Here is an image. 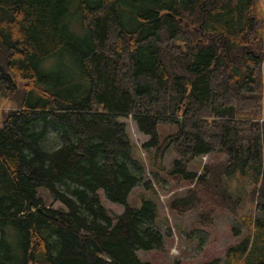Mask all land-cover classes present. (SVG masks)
<instances>
[{
    "label": "trees",
    "instance_id": "obj_1",
    "mask_svg": "<svg viewBox=\"0 0 264 264\" xmlns=\"http://www.w3.org/2000/svg\"><path fill=\"white\" fill-rule=\"evenodd\" d=\"M260 40L255 0H0V96L24 82L0 122V264H150L136 251L162 246L158 206L128 204L143 173L128 116L156 159L178 156L168 174L195 180L215 206L234 176L249 179L260 215L224 260L204 264H264ZM60 55L76 75L53 73L46 60ZM159 124L176 128L162 146ZM213 152L225 155L220 169L188 170ZM39 187L63 207L46 206ZM100 192L122 212L111 216ZM195 196L170 206L195 208Z\"/></svg>",
    "mask_w": 264,
    "mask_h": 264
},
{
    "label": "rangeland",
    "instance_id": "obj_2",
    "mask_svg": "<svg viewBox=\"0 0 264 264\" xmlns=\"http://www.w3.org/2000/svg\"><path fill=\"white\" fill-rule=\"evenodd\" d=\"M255 13L260 22L262 56L264 62V0H255ZM74 27L79 29L75 23ZM85 30V29H83ZM75 33L79 41L87 39L86 30ZM261 52V49H260ZM73 57L66 63L60 56L50 57L46 60L51 66L53 73L61 75L69 71L76 75V69L71 66ZM50 61V62H49ZM262 62V63H263ZM262 77L264 76V66L260 67ZM18 90L16 92H6L0 96V122L8 111L18 108L24 82L16 80ZM261 116L264 115V102L262 101ZM125 123L126 133L133 144L134 156L143 164V173L139 183L132 189L128 197V204L139 207L142 197H150L158 206V219L154 228L162 234V246L152 250H137L138 257L150 264H204L215 258L224 260L227 249L239 242L247 231L244 222H251V217L260 215L255 210L256 196L253 195L254 187L247 177L234 176L228 184L231 198L215 206L213 201H209L205 195V187L196 185V181L189 182L179 178H173L168 174L174 158L178 157L169 148L162 160L155 157V149L143 148L149 137L141 133L131 117L120 118ZM176 128L166 124L157 126L159 143L162 146L166 142V137L173 134ZM56 131L50 130L44 142L45 147L55 148L58 145ZM225 155L223 152H213L193 159L188 170L198 175L204 173L207 167L210 172L220 169L224 164ZM162 165L164 169H159ZM208 181L212 176H207ZM149 181L150 188L145 182ZM232 191V192H231ZM196 195V206L192 209L186 207L171 208L173 200L187 196L189 193ZM37 194L46 206L62 208V204L51 198L48 190L37 188ZM103 206L111 216L122 212L123 206L112 203L100 192ZM239 198V199H238ZM203 213V215H201ZM11 231V230H10Z\"/></svg>",
    "mask_w": 264,
    "mask_h": 264
}]
</instances>
